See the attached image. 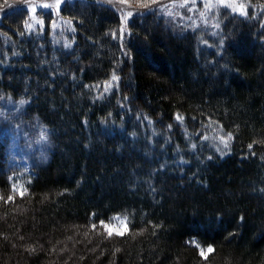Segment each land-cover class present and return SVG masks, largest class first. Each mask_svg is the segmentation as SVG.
Returning a JSON list of instances; mask_svg holds the SVG:
<instances>
[{"label":"trees","instance_id":"16d2710c","mask_svg":"<svg viewBox=\"0 0 264 264\" xmlns=\"http://www.w3.org/2000/svg\"><path fill=\"white\" fill-rule=\"evenodd\" d=\"M0 14V95L53 144L21 195L0 142V264H264V0Z\"/></svg>","mask_w":264,"mask_h":264},{"label":"rangeland","instance_id":"374dc122","mask_svg":"<svg viewBox=\"0 0 264 264\" xmlns=\"http://www.w3.org/2000/svg\"><path fill=\"white\" fill-rule=\"evenodd\" d=\"M112 5L118 10L122 19L127 16L128 12L143 11L140 8L137 0H128L127 3H121L120 0H98ZM218 0H211V6ZM238 0H235V2ZM64 0H18L10 1L7 4L0 6V13L6 11L7 8L24 5L29 8L32 16L41 8H48L56 12L58 7ZM209 0H156L152 3L154 6H161L169 10L170 8L181 7H194L199 5L204 8ZM232 4V0H225L224 5ZM50 5V7H44ZM232 7H235L233 4ZM1 16V14H0ZM131 17V16H130ZM124 23H126L129 18ZM28 114V113H27ZM22 101L5 98L0 95V142L6 150L7 169L9 171V180L12 189L18 193L25 190L29 180V176L33 172L36 165L45 162L50 157L51 148L53 147L52 139L49 135V128L45 126L35 115H27ZM118 217V219H113ZM126 218V219H125ZM104 225L108 228H103L108 232V229H113V233L117 231H124L128 229V219L125 215L115 214L106 221ZM126 228V230H125ZM209 247L204 248L207 250ZM202 249V248H201Z\"/></svg>","mask_w":264,"mask_h":264},{"label":"snow or ice","instance_id":"6c2138e0","mask_svg":"<svg viewBox=\"0 0 264 264\" xmlns=\"http://www.w3.org/2000/svg\"><path fill=\"white\" fill-rule=\"evenodd\" d=\"M57 2H59V0H57ZM121 3H127L128 0H120ZM156 0H137V3L139 5L140 8H149L150 5L152 3H155ZM187 2V0H185V3ZM193 3H195V0H192ZM219 3L221 4H224L225 3V0H218ZM233 4H235V0H232V4H227L226 6H232ZM183 6V5H181ZM211 6V0H209V3L206 4V7H210ZM44 7H50V5H44ZM243 5H239L238 9L237 8H234L233 10H240V11H243ZM133 13L132 12H128L127 13V16H125L123 19L124 21L127 20L128 17L132 16ZM113 80H116L117 77L116 76H113L112 77ZM178 120H182L183 117L182 116H177L176 117ZM231 139V133L228 134L227 138H224V137H221V143H223L225 145V147H227V144H228V141ZM252 145H249V148H251ZM21 195H23V192L20 193ZM12 197L9 196L8 197V200H11ZM113 219H118V217H114ZM126 219V218H125ZM101 225H104V222L101 221ZM93 227L95 228V225H93ZM104 227L107 229L108 226L107 225H104ZM126 230V228H125ZM113 229H108V235L111 236L113 234ZM117 235H124V231H117L116 232ZM198 246V245H197ZM199 247V246H198ZM213 251V249L211 247H209L207 250H204V249H201L200 251V255L202 258H207L208 254H210L211 252Z\"/></svg>","mask_w":264,"mask_h":264}]
</instances>
